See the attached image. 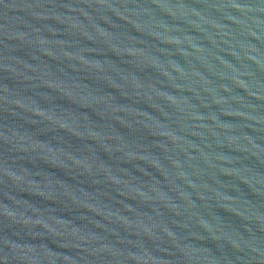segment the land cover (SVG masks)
I'll return each mask as SVG.
<instances>
[{
	"label": "water",
	"instance_id": "1",
	"mask_svg": "<svg viewBox=\"0 0 264 264\" xmlns=\"http://www.w3.org/2000/svg\"><path fill=\"white\" fill-rule=\"evenodd\" d=\"M0 264H264V0H0Z\"/></svg>",
	"mask_w": 264,
	"mask_h": 264
}]
</instances>
